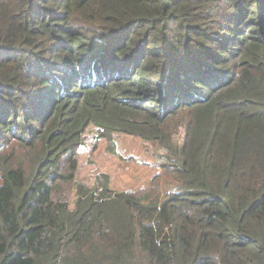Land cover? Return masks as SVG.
Here are the masks:
<instances>
[{
    "label": "trees",
    "instance_id": "obj_1",
    "mask_svg": "<svg viewBox=\"0 0 264 264\" xmlns=\"http://www.w3.org/2000/svg\"><path fill=\"white\" fill-rule=\"evenodd\" d=\"M177 116L178 178L76 180L90 125L171 150ZM10 144L0 264H264V0H0Z\"/></svg>",
    "mask_w": 264,
    "mask_h": 264
},
{
    "label": "rangeland",
    "instance_id": "obj_2",
    "mask_svg": "<svg viewBox=\"0 0 264 264\" xmlns=\"http://www.w3.org/2000/svg\"><path fill=\"white\" fill-rule=\"evenodd\" d=\"M182 119L174 117L168 124L173 138V149L164 148L160 143L145 140L140 136L123 132L103 134L92 124L83 135L79 149V165L76 180L95 186L104 176L109 177V186L114 190H138L148 186L154 177L161 180L166 174L172 179L179 174L171 167L173 150L182 146L185 138V125ZM182 124V126H181ZM12 147V148H11ZM18 146L7 145L1 153L14 157ZM75 199V192L72 196Z\"/></svg>",
    "mask_w": 264,
    "mask_h": 264
}]
</instances>
